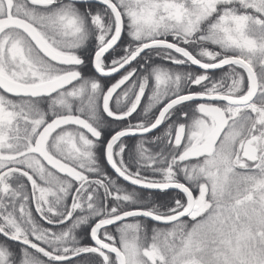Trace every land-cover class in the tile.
Instances as JSON below:
<instances>
[{"label": "snow or ice", "instance_id": "obj_1", "mask_svg": "<svg viewBox=\"0 0 264 264\" xmlns=\"http://www.w3.org/2000/svg\"><path fill=\"white\" fill-rule=\"evenodd\" d=\"M0 264H264V0H0Z\"/></svg>", "mask_w": 264, "mask_h": 264}]
</instances>
